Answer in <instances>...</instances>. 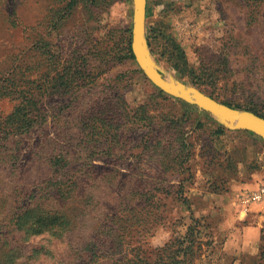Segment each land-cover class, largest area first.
Listing matches in <instances>:
<instances>
[{
	"label": "rangeland",
	"instance_id": "374dc122",
	"mask_svg": "<svg viewBox=\"0 0 264 264\" xmlns=\"http://www.w3.org/2000/svg\"><path fill=\"white\" fill-rule=\"evenodd\" d=\"M132 9L0 0V79L41 118L0 134V264H264V140L153 86ZM145 40L165 78L264 116V0H145ZM227 221L260 229L254 256L222 251Z\"/></svg>",
	"mask_w": 264,
	"mask_h": 264
},
{
	"label": "water",
	"instance_id": "95a60500",
	"mask_svg": "<svg viewBox=\"0 0 264 264\" xmlns=\"http://www.w3.org/2000/svg\"><path fill=\"white\" fill-rule=\"evenodd\" d=\"M131 51L135 61L158 90L194 104L215 117L229 129L249 131L264 140V118L250 111L237 110L223 105L195 88L173 78H165L150 57L145 40V0H132Z\"/></svg>",
	"mask_w": 264,
	"mask_h": 264
},
{
	"label": "trees",
	"instance_id": "16d2710c",
	"mask_svg": "<svg viewBox=\"0 0 264 264\" xmlns=\"http://www.w3.org/2000/svg\"><path fill=\"white\" fill-rule=\"evenodd\" d=\"M122 49L124 50L125 55L132 59L129 46H127V44L125 46L124 43ZM30 65H28L27 67V74H29L28 71H31ZM27 74H24V76H26ZM6 79L7 78L4 77L0 79V100L12 99L15 104L10 113L6 115L0 114V134L6 135L8 132H10L13 135L19 131H28L30 127L32 128L36 123H38L39 120L41 121V118H38L37 115H34L36 113L34 112L36 110L34 99L35 95L33 94L31 84L30 87L27 88L26 86H20V83L14 82V80L11 84H8ZM253 113L264 118L263 115H259L256 112ZM28 214L29 211L25 213L23 218H21L22 222L26 220ZM55 223L56 224L53 228L56 229L57 233L66 231L68 229L67 225H65L64 227L62 226V222H59L58 218L55 219ZM60 227H63V230H61Z\"/></svg>",
	"mask_w": 264,
	"mask_h": 264
},
{
	"label": "crops",
	"instance_id": "0c3cea01",
	"mask_svg": "<svg viewBox=\"0 0 264 264\" xmlns=\"http://www.w3.org/2000/svg\"><path fill=\"white\" fill-rule=\"evenodd\" d=\"M261 204H264V201L261 202ZM226 225L227 229H234L235 232L229 231L222 245V251L228 255L235 254L238 259L236 258L234 260H237L238 263L241 261L242 256H254L259 249L260 229L254 225L244 226L239 224V226H236V224L231 221H227Z\"/></svg>",
	"mask_w": 264,
	"mask_h": 264
},
{
	"label": "built area",
	"instance_id": "2783aa9c",
	"mask_svg": "<svg viewBox=\"0 0 264 264\" xmlns=\"http://www.w3.org/2000/svg\"><path fill=\"white\" fill-rule=\"evenodd\" d=\"M264 200V187L259 186L257 189L248 193L247 197L243 201L244 209L243 211H248V206L250 204H258Z\"/></svg>",
	"mask_w": 264,
	"mask_h": 264
}]
</instances>
